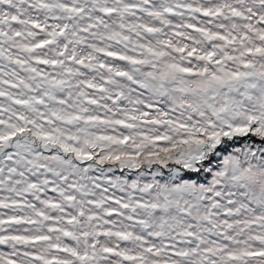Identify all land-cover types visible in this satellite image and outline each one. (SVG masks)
<instances>
[{
    "label": "snow or ice",
    "instance_id": "1",
    "mask_svg": "<svg viewBox=\"0 0 264 264\" xmlns=\"http://www.w3.org/2000/svg\"><path fill=\"white\" fill-rule=\"evenodd\" d=\"M0 264H264V0H0Z\"/></svg>",
    "mask_w": 264,
    "mask_h": 264
}]
</instances>
